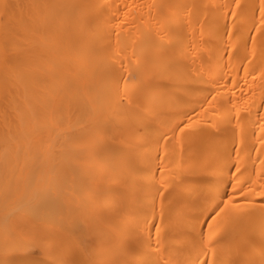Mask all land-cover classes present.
Masks as SVG:
<instances>
[{
  "label": "bare ground",
  "instance_id": "6f19581e",
  "mask_svg": "<svg viewBox=\"0 0 264 264\" xmlns=\"http://www.w3.org/2000/svg\"><path fill=\"white\" fill-rule=\"evenodd\" d=\"M0 264H264V0H0Z\"/></svg>",
  "mask_w": 264,
  "mask_h": 264
}]
</instances>
